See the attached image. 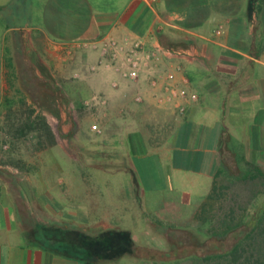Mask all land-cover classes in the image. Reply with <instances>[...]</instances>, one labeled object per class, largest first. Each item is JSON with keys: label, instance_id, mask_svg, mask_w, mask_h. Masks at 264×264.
Instances as JSON below:
<instances>
[{"label": "crops", "instance_id": "crops-1", "mask_svg": "<svg viewBox=\"0 0 264 264\" xmlns=\"http://www.w3.org/2000/svg\"><path fill=\"white\" fill-rule=\"evenodd\" d=\"M106 37L161 48L157 67L181 66L197 101L179 115L158 103L149 82L104 67L91 71L100 53L80 44ZM31 75L55 79L40 105L46 123L73 121L67 110L76 108L79 92L119 110L110 140L127 162L93 168L129 174L126 203L165 204L202 184L204 204L230 164L264 172V0H0V112L15 79ZM50 153L38 151L42 164L21 165L16 154L0 153V264H94L77 235L121 230L111 210L94 217L101 199H92L89 177L66 183ZM6 158L11 164L3 165Z\"/></svg>", "mask_w": 264, "mask_h": 264}, {"label": "rangeland", "instance_id": "rangeland-1", "mask_svg": "<svg viewBox=\"0 0 264 264\" xmlns=\"http://www.w3.org/2000/svg\"><path fill=\"white\" fill-rule=\"evenodd\" d=\"M54 80L49 78L44 81L33 75L15 79L16 91L9 96L6 108L0 112V153L16 154L13 160L18 165L23 164V160L30 161L31 164H42L45 157H39L38 151L47 149L65 171L66 183L71 181V176L79 175L81 179L89 177L92 199L96 202L101 199L100 206L94 211V217L111 210L110 217L121 227V230L112 228L109 232L112 235L105 234V238L96 236L100 230L93 232L94 237L77 235L76 241L80 248L87 242L83 248L86 247L94 264H193L190 260H182L178 263L149 260L130 248L132 242L136 248L169 252L175 250L180 243L185 246L192 245L193 241L197 245L202 244L207 238L203 235L206 228L201 225L198 215L206 193L202 184H196L193 189L177 192L176 197L163 198L168 202L165 204L159 202L162 198L155 199L152 204L145 198H139L134 203L130 201L126 203L124 198L130 200L129 174L102 172L93 168V166L102 168H110L111 165L122 166L127 162L118 156L122 152L113 149L116 142L110 140L111 133L119 127L118 122L114 121L118 109H111L108 104L89 108L85 105L89 94L79 92L76 108L67 110V114L72 111L73 121L62 123L54 120L53 123H46L49 133L41 125L39 132L17 134L16 128L21 120H25L28 116H32L33 119L40 115V105L53 95L50 91L51 84L55 83ZM22 155L25 156L24 159ZM6 164H11L7 158L4 159L3 165ZM230 167L232 175L242 174L241 166L235 167L230 164ZM223 179L224 184L231 187L230 196H236L240 201L247 200L248 196L252 197L249 189L254 182L245 186L235 177L230 178L228 173L223 175ZM172 200L177 201L176 204H171ZM125 209L127 212L124 211ZM117 231H123L127 235H114ZM98 239L103 241L105 239L108 245H104V242V244L98 243ZM76 254L79 257L86 255L81 250Z\"/></svg>", "mask_w": 264, "mask_h": 264}, {"label": "trees", "instance_id": "trees-1", "mask_svg": "<svg viewBox=\"0 0 264 264\" xmlns=\"http://www.w3.org/2000/svg\"><path fill=\"white\" fill-rule=\"evenodd\" d=\"M41 125L49 133V127L41 115L33 119L28 116L20 121L16 132L20 135L39 132ZM245 166L240 176L232 175L230 170L228 176L235 177L245 186L254 182L249 189L252 197L240 201L236 196H230L231 187L228 184L218 181V187H214L199 211L198 219L206 228L203 235L207 237L202 244L197 245L193 241L192 245L185 246L180 243L169 252L136 248L132 242L130 248L138 251L141 257L161 263L190 260L193 264H264V172L253 163H246ZM225 173L222 170L219 176ZM106 234L112 235L109 232ZM114 235L127 234L117 231ZM97 241L108 245L105 239ZM83 245H87V242Z\"/></svg>", "mask_w": 264, "mask_h": 264}, {"label": "built area", "instance_id": "built-area-1", "mask_svg": "<svg viewBox=\"0 0 264 264\" xmlns=\"http://www.w3.org/2000/svg\"><path fill=\"white\" fill-rule=\"evenodd\" d=\"M220 32L221 30H218V33ZM80 47L98 50L100 53L99 61L96 66L91 68V71L95 72L104 67L121 74L123 78L133 83L145 80L154 90L153 97L158 103L172 104L179 115L185 114L188 104L198 99L197 94L188 89L189 80L182 75L181 66L161 71L157 66L161 59L162 49L147 50L141 39L117 40L113 37H106L100 41L82 43ZM177 74L181 75V81L176 79ZM74 77L78 78V74H75ZM159 83H161V87L159 91H156ZM135 99L137 102L143 101L140 94ZM85 105L89 108L106 106L107 100L94 95L85 102Z\"/></svg>", "mask_w": 264, "mask_h": 264}]
</instances>
